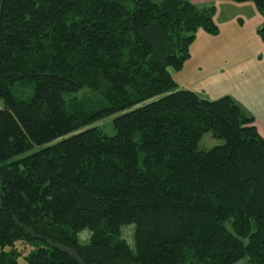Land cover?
I'll list each match as a JSON object with an SVG mask.
<instances>
[{"label":"trees","instance_id":"1","mask_svg":"<svg viewBox=\"0 0 264 264\" xmlns=\"http://www.w3.org/2000/svg\"><path fill=\"white\" fill-rule=\"evenodd\" d=\"M193 1L0 0V264L17 241L27 264H264L255 118L170 71L219 33ZM114 114L113 135L93 126ZM208 132L224 144L200 148Z\"/></svg>","mask_w":264,"mask_h":264},{"label":"crops","instance_id":"2","mask_svg":"<svg viewBox=\"0 0 264 264\" xmlns=\"http://www.w3.org/2000/svg\"><path fill=\"white\" fill-rule=\"evenodd\" d=\"M249 3H252L251 14L256 21L251 22L242 15H226L227 20L220 25L217 10L214 19L219 33L211 35L204 30L197 33L190 48L189 63H194L198 72L206 70L211 77L217 75V79H211L213 87L198 91L185 83V79L181 84L176 77L174 79L181 89L194 91L209 100L232 96L255 118L254 124L264 138V43L258 33L264 15L253 2H246V5ZM247 31L251 33V44H246L244 33Z\"/></svg>","mask_w":264,"mask_h":264},{"label":"rangeland","instance_id":"3","mask_svg":"<svg viewBox=\"0 0 264 264\" xmlns=\"http://www.w3.org/2000/svg\"><path fill=\"white\" fill-rule=\"evenodd\" d=\"M195 4H197L199 7H204V6H212L214 5L217 10H218V15H217V21L220 25H222L224 23V21L227 20V17L224 18V16L226 15H242V16H246L248 17V20H251V22L254 20L256 21V18L253 17V15L251 14V6L249 3L246 5V3H239V2H235L232 0H194L193 1ZM255 8V7H253ZM260 14L261 12L258 11ZM245 17V18H246ZM249 22V21H248ZM250 28V27H249ZM204 29H199L197 33L199 32H203ZM204 32H206L204 30ZM245 35V39H246V44H251V33L249 31L244 33ZM262 39V38H261ZM262 43H264L263 39L261 40ZM188 61V60H187ZM184 67V68H183ZM183 70L181 72L177 71V75H176V71L173 69H170L171 73L173 74V77H176L178 82L184 83V79H185V83L190 84L191 88H194L198 91H202L201 89H211L213 87V82H211V79H217V75L214 77H211V74H207L206 70L203 72H198L196 70V66L194 63H189L185 62L184 66H183ZM235 79H237L235 76H233ZM18 88V87H17ZM22 94L23 97H27L29 95V89H23L20 88L15 89V94L20 97V94ZM77 96L80 99H84L85 104L87 105H91V104H96L99 101H103V98L100 97L97 94H94L92 92H90L89 89H84L81 90L80 92L77 93ZM214 97V96H211ZM69 100H71V97L69 98ZM117 116V114L112 115L109 118L100 120L96 123L93 124V126H99L101 127L106 134L108 135H113L115 133V129L113 127L112 121L113 119ZM224 144V140L220 139V138H216L213 136L212 132H208L206 134L203 135L202 139L200 140L199 143V147L202 149H212L216 146H220ZM36 149H30L27 152L20 154L12 159L7 160L6 162H10L14 159H18L21 157H25L28 156L30 154H32ZM81 241L83 243L87 242L89 237H90V232L89 231H85L83 232L81 235ZM123 237L128 240V242L130 244H133V238H134V226H127L123 229ZM16 247L17 249L20 251V255L18 256V261L19 264H27V261L24 259V256L27 255L28 250H29V246L25 245L22 243V241H17L16 242ZM242 264V263H241Z\"/></svg>","mask_w":264,"mask_h":264}]
</instances>
